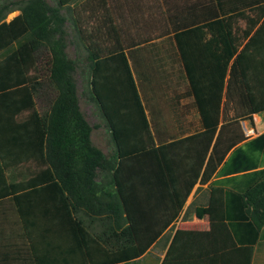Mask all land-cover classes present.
<instances>
[{
	"label": "trees",
	"instance_id": "obj_1",
	"mask_svg": "<svg viewBox=\"0 0 264 264\" xmlns=\"http://www.w3.org/2000/svg\"><path fill=\"white\" fill-rule=\"evenodd\" d=\"M69 1L61 0L63 4ZM212 1L215 4L201 0L188 8L186 5L184 13H214L213 6L219 13L214 21L199 27L209 31L208 42L212 43L223 67L216 100L200 106L202 122L207 128L215 129L220 119L221 91L228 64L223 111L224 114L229 111V122L252 120V114L258 111L250 104L237 62L231 60L264 16V0ZM175 3L155 0L154 11L167 13L166 8L169 13H180L182 8ZM105 12L102 17L105 32L98 33L101 31L98 27L89 34L90 44L85 45L88 62L84 66L80 53L69 57L66 52L67 17L63 13H24L9 24L0 25L8 28L5 35L0 31V48L7 47L27 29L29 32L26 42L10 50L0 61V71L7 68L9 77L6 82L0 80V164L10 170L12 187L17 166L35 165L38 171L43 168L49 171L63 193L61 202L70 210L74 231L82 241L88 235L84 218L99 219L104 227L98 236L101 242L120 248L135 245L134 255L106 263L126 264L151 244L145 240L147 229L133 217L134 206L117 174L119 163L127 153L125 137L134 138L131 123L138 128L145 115L129 63L130 58L133 61L135 42L131 41L125 48L126 33H119L125 28L114 25L113 11ZM129 16L127 22L134 25L141 14L129 13ZM177 18L173 14L174 26L186 22ZM160 20L155 16V23ZM241 21L245 22L244 26L240 25ZM17 22L21 25L19 30ZM75 29L81 37L82 26ZM77 76L106 122L113 144L109 153L91 139L94 126L81 110ZM38 98L44 101L39 109ZM229 103L237 106L235 112L231 113ZM260 154L264 156V132L232 150L230 189L224 192L219 186L211 185L209 206L197 209L198 216L209 215L210 230L205 233L220 232L211 257L205 259L207 248L202 243L201 249L192 248L194 233L184 236L183 230H177L161 264H251L253 246L264 235V158L259 159ZM159 162L162 164L167 159L160 158ZM114 235L118 238L116 243L112 240Z\"/></svg>",
	"mask_w": 264,
	"mask_h": 264
},
{
	"label": "crops",
	"instance_id": "obj_2",
	"mask_svg": "<svg viewBox=\"0 0 264 264\" xmlns=\"http://www.w3.org/2000/svg\"><path fill=\"white\" fill-rule=\"evenodd\" d=\"M157 1L163 4L177 2L175 4L181 7L182 11L169 13V9L164 8L167 13H155L153 5L155 0H71L64 4L61 0H0V25L9 24L15 18L22 17L24 13H63L67 17L66 52L69 57H71L68 53L70 49L74 50L72 57L80 53L82 65H87L88 62L85 45L90 44L89 34L98 27L101 28L98 33L105 32L102 17L108 9L114 13L112 15L114 25L125 28L119 31V33H126L124 47L128 48L127 44L131 41L135 42L132 48L133 61L130 58L129 63L145 121L139 119L138 128L131 123L134 138L125 137L128 141L125 146L127 153L119 163L120 169L117 174L122 181L123 191L134 206L133 217L147 229L145 240L151 241V244L143 254L128 260L126 264H161L177 230H183L184 236L194 233L192 248L199 250L202 243L203 248H207L205 259L208 260L220 232L205 233L210 230V218L208 214L198 216L197 209L209 206L211 185L219 186L224 192L230 189L228 179L233 174H229V155L232 150L235 147L244 146L252 138L264 132V109L261 110L264 101L259 103L254 101L236 58L240 47L264 16L250 35L243 40L231 60V62L234 60L237 62L250 104L258 110L252 114L254 122L246 124L245 121L248 119H244L239 123H230L229 111L227 110L224 114L229 76L228 64L223 78L222 96L224 98L221 97L220 119L215 129H211L202 122L200 106L206 105L208 100L210 102L216 100L218 85L216 90L210 93H201L192 87L183 67L165 69L166 65H173L175 59L172 57L173 53L167 55L170 59L164 57L159 61L155 50L160 39L169 37L176 40L175 35L185 32V28L193 24H196L198 30L205 31L209 38L210 33L207 28L199 29V27L214 21L219 13L214 6L211 7L215 10L214 13H184L186 11L184 0ZM198 1L201 0H197L192 5L194 6ZM213 3L215 4L211 0L210 4ZM44 4L57 12L48 10ZM129 13L141 14L138 24L133 25L127 22L131 18ZM173 14L178 15V20L180 17L186 22L181 26H174L171 22ZM155 16L161 19L160 23H155ZM244 24L245 22L241 21L240 25L244 26ZM77 25L82 26L81 37L76 33ZM20 26V22H17V30ZM6 30L8 28L1 26L2 34L5 35ZM27 35H29L28 29L7 47H1L0 61L10 50H15L20 44L26 42ZM208 38L204 44L207 49L214 51ZM8 78V69L1 70L0 80L6 82ZM36 107L39 109L37 101ZM229 136L232 138L229 139ZM234 141L236 143L229 148ZM160 158L167 159V162L160 164ZM263 158L264 156L260 154L259 159ZM27 167L30 169L26 173V165L23 166L22 171L21 165L17 166L18 170L14 171L17 177L14 183L12 182V187L10 170L3 169L0 164V203H6L9 200L19 179L45 169L38 171L35 165ZM261 167L263 166H259ZM218 181H220L219 185H217ZM45 188L59 190L58 205L65 211L66 219L69 221L68 237L75 241L78 252L82 255V260L74 264H106L135 254L137 251L135 245L120 248L116 244L111 246L101 242L98 236L104 227L99 219L84 218L88 235L84 236L82 241L81 236L74 231V219L70 210L61 202L63 193L58 183L51 178ZM262 238L264 235L253 246L251 264L254 251ZM112 240L116 243L118 238L114 235ZM0 242L9 244L10 239L0 237ZM19 242L22 243L23 250L16 264H37L36 254L29 246L27 247L26 241L21 239Z\"/></svg>",
	"mask_w": 264,
	"mask_h": 264
},
{
	"label": "rangeland",
	"instance_id": "obj_3",
	"mask_svg": "<svg viewBox=\"0 0 264 264\" xmlns=\"http://www.w3.org/2000/svg\"><path fill=\"white\" fill-rule=\"evenodd\" d=\"M196 1L182 2L188 8ZM175 36L176 40L169 37L159 40L155 50L158 60L164 57L170 59L167 55L173 53L174 63L166 65L165 69L181 66L193 88L206 94L216 90L223 76V67L217 54L207 49L204 44L208 38L207 33L198 30L196 24H193L185 28V32ZM68 53L72 57L74 50L70 49ZM236 58L254 101H264V18L240 47ZM77 82L81 110L88 122L94 126L91 139L96 146L109 153L113 144L106 122L98 106L89 100L87 89L79 82V76ZM222 94L223 91V99ZM43 102L37 99L39 108L44 106ZM235 107L237 108L229 103L231 113L235 112ZM245 122L251 124L254 121L248 119ZM27 166L26 173L30 169ZM50 179L51 173L46 169L19 179L9 200L0 203V237L10 239L9 244L0 242V264L17 263L23 250L22 243L19 242L21 239L36 254L37 264H74L82 260L78 245L68 237L69 221L65 211L58 205L59 190L45 188ZM252 264H264V238L254 251Z\"/></svg>",
	"mask_w": 264,
	"mask_h": 264
}]
</instances>
